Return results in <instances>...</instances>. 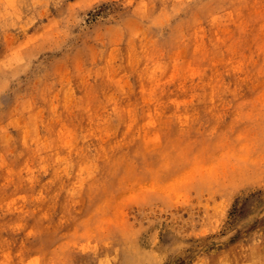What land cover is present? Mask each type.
I'll list each match as a JSON object with an SVG mask.
<instances>
[{
	"label": "rangeland",
	"instance_id": "1",
	"mask_svg": "<svg viewBox=\"0 0 264 264\" xmlns=\"http://www.w3.org/2000/svg\"><path fill=\"white\" fill-rule=\"evenodd\" d=\"M0 264H264V0H0Z\"/></svg>",
	"mask_w": 264,
	"mask_h": 264
},
{
	"label": "bare ground",
	"instance_id": "2",
	"mask_svg": "<svg viewBox=\"0 0 264 264\" xmlns=\"http://www.w3.org/2000/svg\"><path fill=\"white\" fill-rule=\"evenodd\" d=\"M212 85V84H211ZM213 86V85H212ZM211 87V86H210ZM206 89H208V88H206ZM216 90V89H215ZM215 90H214V92H215ZM205 92V91H204Z\"/></svg>",
	"mask_w": 264,
	"mask_h": 264
}]
</instances>
